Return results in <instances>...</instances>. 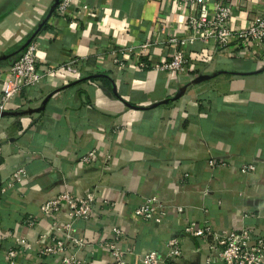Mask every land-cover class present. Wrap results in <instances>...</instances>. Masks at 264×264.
<instances>
[{"label": "crops", "instance_id": "1", "mask_svg": "<svg viewBox=\"0 0 264 264\" xmlns=\"http://www.w3.org/2000/svg\"><path fill=\"white\" fill-rule=\"evenodd\" d=\"M53 3L0 0V55ZM230 4L234 31L264 14V0ZM192 10L165 0H70L42 24L33 38L40 82L4 106L40 109L0 117V264H58L39 253L56 241L93 264L107 263L102 243L114 241L127 264H142L146 251L164 255L171 238L181 250L173 264H223L208 238L183 232L190 223L264 238V46L244 48L233 36L218 50L196 40L183 48L184 70L155 69L173 52L170 36H191ZM12 62L0 61V93ZM199 75L209 77L191 83ZM64 191L94 195L93 215L69 234L82 246L69 242L63 212L39 209ZM153 195L160 222L134 214Z\"/></svg>", "mask_w": 264, "mask_h": 264}, {"label": "built area", "instance_id": "2", "mask_svg": "<svg viewBox=\"0 0 264 264\" xmlns=\"http://www.w3.org/2000/svg\"><path fill=\"white\" fill-rule=\"evenodd\" d=\"M181 3L184 7L193 10L188 16V27L191 36L178 38L170 36L167 42L173 45V52L166 61L154 64V68L164 71H182L187 67L189 58L184 54V47H187L199 40L208 42L213 40L216 49L221 50L228 46L230 38L236 36L241 47L264 46V14L256 15L250 24L244 28L234 31L229 24L232 6L230 0H165ZM70 5V0H59L56 10L63 13ZM84 9L86 6H83ZM147 43L142 48H147ZM37 43L30 42L21 51L17 59L8 66L6 78L0 93V111L4 110L5 104L17 93L29 86L40 82L41 75L36 68L35 52ZM93 151L85 157L87 160ZM245 169L252 170L254 165L248 164ZM94 195L86 192L84 195L75 196L67 191L54 195L41 203L39 209L43 214L63 212L66 217L63 228L71 244L82 246L83 240L77 236H70L74 221L89 220L93 215L92 202ZM159 206L156 196H150L140 203L134 210V214L145 220L153 218L160 222L162 216L153 217V212ZM34 221H29L33 224ZM56 223V222H55ZM183 232L192 237L208 238V248L211 255L219 258L223 264H264V238L256 237L247 229L238 231H212L209 226L195 227L193 223L183 226ZM115 237L122 234L119 228H113ZM39 237V242H44L46 235ZM103 246L109 251V259L106 264H127L124 258V251L116 242H104ZM66 251V244L56 241L54 245L45 246L40 249L41 256L56 255L58 264H93L91 260H80L72 254H63ZM181 250L176 238H171L167 243V250L164 255L156 251H146L141 256L142 264H173L179 259ZM47 264V263H44Z\"/></svg>", "mask_w": 264, "mask_h": 264}, {"label": "water", "instance_id": "3", "mask_svg": "<svg viewBox=\"0 0 264 264\" xmlns=\"http://www.w3.org/2000/svg\"><path fill=\"white\" fill-rule=\"evenodd\" d=\"M59 0H54V3L51 5L50 7V10L48 11L45 19L38 24V26L36 27V29L34 31H32V33H30V35L21 43L18 45V47L9 52L8 54H2L0 55V61L2 60H5V61H9L10 59L12 60H15V57L17 56V54H19V52H21L22 50H24V48L30 43L33 41V38L36 36V34L39 32L42 24L50 17L51 13L55 10L57 4H58ZM209 76L208 75H199L198 77H196L195 79H193L191 81V83H197L199 81H202L204 79H207ZM185 88L186 86H182L179 88L175 98H178L180 97L183 92L185 91ZM47 98H45L43 101H42V104L45 103ZM157 104V103H156ZM42 108V107H41ZM40 108H36V109H28L27 111H22V112H19V111H6V110H3V111H0V117H5V116H10V115H20L22 113H25V112H29L31 113L32 111H38Z\"/></svg>", "mask_w": 264, "mask_h": 264}, {"label": "trees", "instance_id": "4", "mask_svg": "<svg viewBox=\"0 0 264 264\" xmlns=\"http://www.w3.org/2000/svg\"><path fill=\"white\" fill-rule=\"evenodd\" d=\"M56 7H57V6H56ZM55 10H56V8H55ZM55 10H54V11H55ZM54 11H53V12H54ZM20 53H21V52H19V54H17V56L15 57V59L18 58V56L20 55ZM12 61H14V60H12Z\"/></svg>", "mask_w": 264, "mask_h": 264}]
</instances>
